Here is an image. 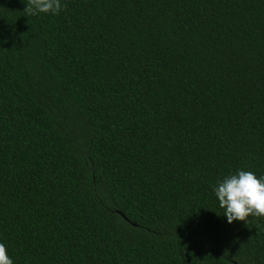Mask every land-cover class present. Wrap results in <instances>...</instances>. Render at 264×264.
<instances>
[{
    "label": "trees",
    "instance_id": "obj_1",
    "mask_svg": "<svg viewBox=\"0 0 264 264\" xmlns=\"http://www.w3.org/2000/svg\"><path fill=\"white\" fill-rule=\"evenodd\" d=\"M0 0V243L13 264H264V0Z\"/></svg>",
    "mask_w": 264,
    "mask_h": 264
},
{
    "label": "clouds",
    "instance_id": "obj_2",
    "mask_svg": "<svg viewBox=\"0 0 264 264\" xmlns=\"http://www.w3.org/2000/svg\"><path fill=\"white\" fill-rule=\"evenodd\" d=\"M66 7L61 0H28L25 12L58 15ZM214 192L229 224L264 217V178H258L252 171L240 170L225 178L218 182ZM0 264H13L3 243H0Z\"/></svg>",
    "mask_w": 264,
    "mask_h": 264
}]
</instances>
